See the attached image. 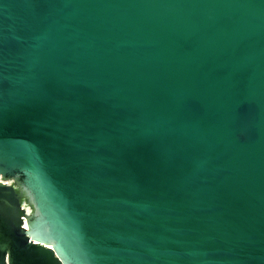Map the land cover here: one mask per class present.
Masks as SVG:
<instances>
[{
	"label": "water",
	"instance_id": "water-1",
	"mask_svg": "<svg viewBox=\"0 0 264 264\" xmlns=\"http://www.w3.org/2000/svg\"><path fill=\"white\" fill-rule=\"evenodd\" d=\"M0 264H264V0H0Z\"/></svg>",
	"mask_w": 264,
	"mask_h": 264
}]
</instances>
